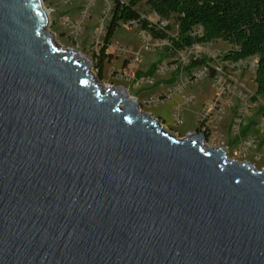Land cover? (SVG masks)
Wrapping results in <instances>:
<instances>
[{"label":"water","instance_id":"obj_1","mask_svg":"<svg viewBox=\"0 0 264 264\" xmlns=\"http://www.w3.org/2000/svg\"><path fill=\"white\" fill-rule=\"evenodd\" d=\"M48 21L0 0V264H264V167L170 132Z\"/></svg>","mask_w":264,"mask_h":264},{"label":"rangeland","instance_id":"obj_2","mask_svg":"<svg viewBox=\"0 0 264 264\" xmlns=\"http://www.w3.org/2000/svg\"><path fill=\"white\" fill-rule=\"evenodd\" d=\"M42 4L54 40L91 57L92 73L104 87L124 85L139 98L142 109L159 117L170 132L182 137L206 126L208 144L225 146L230 157L264 167V99L253 97L257 56L226 60L224 53L232 44L224 39L196 43L169 55L164 52L166 39L154 38L136 21L121 22L105 49L101 77L96 62L106 43L114 0H42ZM138 6L144 15L159 20L145 1ZM168 22L170 32L177 34L176 18L161 21ZM196 52L207 55L209 65L192 72L183 69L171 81L178 67ZM177 111L183 121H177Z\"/></svg>","mask_w":264,"mask_h":264},{"label":"trees","instance_id":"obj_3","mask_svg":"<svg viewBox=\"0 0 264 264\" xmlns=\"http://www.w3.org/2000/svg\"><path fill=\"white\" fill-rule=\"evenodd\" d=\"M145 1L151 12L159 16L153 21L144 15L139 6ZM113 15L107 24L103 53L96 65L99 75L103 74L105 49L112 41L121 22L136 21L141 30L148 31L154 38L166 39L165 54L175 55L196 43L224 39L232 44L225 53L226 60L238 62L257 56L253 97L264 99V0H114ZM176 18L177 34L170 32L171 25L163 19ZM209 65L205 54L193 56L187 64L179 66L171 81L181 70L192 72L195 68ZM155 66V64H154ZM209 138L210 132L204 130Z\"/></svg>","mask_w":264,"mask_h":264},{"label":"built area","instance_id":"obj_4","mask_svg":"<svg viewBox=\"0 0 264 264\" xmlns=\"http://www.w3.org/2000/svg\"><path fill=\"white\" fill-rule=\"evenodd\" d=\"M189 48V47H188ZM187 49V48H186ZM186 49H184V50H186ZM199 55H201L200 53H198V52H196L194 55H192L190 58H189V60H188V62L190 61V59L193 57V56H199ZM187 62V63H188ZM186 63V64H187ZM184 65V64H183ZM183 65H180V66H183ZM199 68V67H198ZM196 69V68H195ZM182 112L181 111H177L176 112V119H177V121H183L184 119H183V116H182V114H181ZM205 126V125H204ZM206 129H208L206 126L204 127V128H202L201 130H198V131H202V132H205L204 130H206ZM209 130V129H208ZM210 131V130H209ZM210 136V135H209ZM208 139V138H207Z\"/></svg>","mask_w":264,"mask_h":264},{"label":"bare ground","instance_id":"obj_5","mask_svg":"<svg viewBox=\"0 0 264 264\" xmlns=\"http://www.w3.org/2000/svg\"><path fill=\"white\" fill-rule=\"evenodd\" d=\"M92 71V70H91Z\"/></svg>","mask_w":264,"mask_h":264}]
</instances>
